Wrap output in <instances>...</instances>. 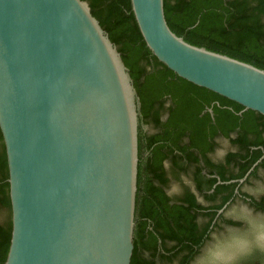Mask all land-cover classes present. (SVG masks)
<instances>
[{
	"label": "water",
	"instance_id": "obj_1",
	"mask_svg": "<svg viewBox=\"0 0 264 264\" xmlns=\"http://www.w3.org/2000/svg\"><path fill=\"white\" fill-rule=\"evenodd\" d=\"M131 6L159 61L264 115V69L187 42L170 28L164 0ZM140 109L130 70L87 1L0 0L12 212L4 264H131Z\"/></svg>",
	"mask_w": 264,
	"mask_h": 264
},
{
	"label": "trees",
	"instance_id": "obj_2",
	"mask_svg": "<svg viewBox=\"0 0 264 264\" xmlns=\"http://www.w3.org/2000/svg\"><path fill=\"white\" fill-rule=\"evenodd\" d=\"M85 1L118 46L141 102L131 264H193L215 230L239 224L219 214L228 202L243 198L264 212V195L243 190L264 172V115L159 61L144 41L131 0ZM164 9L170 28L187 42L264 69V0H164ZM8 178L0 129V264L12 232Z\"/></svg>",
	"mask_w": 264,
	"mask_h": 264
},
{
	"label": "rangeland",
	"instance_id": "obj_3",
	"mask_svg": "<svg viewBox=\"0 0 264 264\" xmlns=\"http://www.w3.org/2000/svg\"><path fill=\"white\" fill-rule=\"evenodd\" d=\"M222 143L228 146L227 141ZM223 153L224 149L218 152L219 156ZM260 176L243 190L256 197L264 195V172ZM177 190L174 185L171 191ZM223 214L239 224H226L215 230L193 264H243L255 258L264 260V247L260 246L264 244V212H257L241 198L228 205Z\"/></svg>",
	"mask_w": 264,
	"mask_h": 264
},
{
	"label": "clouds",
	"instance_id": "obj_4",
	"mask_svg": "<svg viewBox=\"0 0 264 264\" xmlns=\"http://www.w3.org/2000/svg\"><path fill=\"white\" fill-rule=\"evenodd\" d=\"M261 247H264V244L260 245Z\"/></svg>",
	"mask_w": 264,
	"mask_h": 264
}]
</instances>
